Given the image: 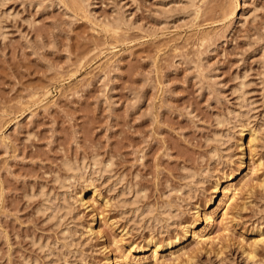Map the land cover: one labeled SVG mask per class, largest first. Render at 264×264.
Instances as JSON below:
<instances>
[{
    "label": "rangeland",
    "instance_id": "1",
    "mask_svg": "<svg viewBox=\"0 0 264 264\" xmlns=\"http://www.w3.org/2000/svg\"><path fill=\"white\" fill-rule=\"evenodd\" d=\"M0 264H264V0H0Z\"/></svg>",
    "mask_w": 264,
    "mask_h": 264
},
{
    "label": "bare ground",
    "instance_id": "2",
    "mask_svg": "<svg viewBox=\"0 0 264 264\" xmlns=\"http://www.w3.org/2000/svg\"><path fill=\"white\" fill-rule=\"evenodd\" d=\"M227 120H228V119H227ZM227 120H226V122H227ZM222 121H225V120H222ZM230 121H231V120H230ZM230 121H228V123H227L228 125L231 124V123L229 124ZM226 122H225V123H226ZM224 125H225V124H224ZM220 139H221V138L216 139V140L218 141V140H220ZM220 141H221V140H220ZM220 141H219V142H220ZM213 154H214V153H213ZM215 154H217V153H215ZM215 154H214V156H215ZM219 154H220V153H219ZM214 156H213V157H214ZM216 156L218 157V155H216ZM214 158H215V157H214ZM78 163H79V162H78ZM95 164H96V163H94V165H95ZM85 165H86V164H85ZM83 166H84V165H83ZM107 166H108V165H107ZM72 167H73V166L68 167V168H72ZM87 168H88V167H87ZM74 169H75V167H74ZM74 169H69V170H73V171H74ZM95 169H96V167H95ZM99 169H100V168H99ZM76 170H77V167H76ZM79 170H80V169H79ZM97 170H98V169H97ZM103 171H104V170H103ZM74 172H75V171H74ZM75 173H76V172H75ZM75 173H74V175L77 174V173H76V174H75ZM188 176H189V175H188ZM193 178H194V176L192 175V177H191L190 180L192 181ZM55 179H56V178H55ZM188 179H189V178H188ZM69 181H70V180H69ZM195 181H196V180H195ZM195 181H194V182H195ZM217 183H218V182H217ZM188 184H189V183H188ZM224 189H225V195H226L227 197H228L229 195H232V200L237 196V194H238V192H239L237 188H235L233 185H231V183H229L228 185H226V187H225ZM188 192H189V191H188ZM93 201H94V200H93ZM85 203H86V202H85ZM84 205H85V204H84ZM225 213H226V212H225ZM203 237H204V239H208V238H209L208 235H203ZM203 237H202V238H203Z\"/></svg>",
    "mask_w": 264,
    "mask_h": 264
}]
</instances>
